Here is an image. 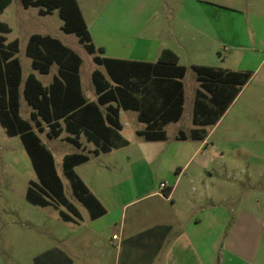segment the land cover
<instances>
[{"label":"crops","instance_id":"0c3cea01","mask_svg":"<svg viewBox=\"0 0 264 264\" xmlns=\"http://www.w3.org/2000/svg\"><path fill=\"white\" fill-rule=\"evenodd\" d=\"M76 2L89 32L91 42L96 48H101L100 52L95 51L93 54L121 59L126 62H154L160 51L167 48L177 55V64L183 65L185 70L183 76L179 79L182 89L181 113L177 120H171L162 125L165 136L163 139L148 140L138 133L139 130L145 129L148 121L156 118L158 113L166 107L165 98L163 96V85L153 76L139 75V77H131L126 89L129 107H119L118 110V120L121 124L119 134L126 139V144L117 148L113 147L106 152L98 151L97 154H94L93 150L96 148L95 144L87 140L85 134L80 132L78 135L80 146H75L78 151L70 153H83L79 152V150L83 151L85 149L86 145L84 141L92 142L94 146L89 148L87 153H85L88 155V159L75 165L73 167L74 171L77 166L89 161L91 155L98 156L100 153H108L114 149H120L129 145L130 135L126 133V128L129 127L130 124L129 121L122 120V115H127L128 113L126 112L128 111L131 112L129 115H131L137 123V126L133 127V131L137 137L145 141V145L166 144L168 139L167 127L169 125H179L178 123H180L186 111L188 112V125L185 130L177 126L176 132L173 134L175 143L183 141V145L179 146L177 143L173 147H164L156 151H139L134 155V158H136L135 162L142 165L136 167L132 166L133 168H130L129 176L148 174L150 168L145 167L148 166V160L158 159L161 155H163L162 159H164L165 163L167 162L169 169H175L176 174L172 179H169L170 181L160 180L157 185L153 184L151 186L148 183L147 186L145 185V179L135 180V190H132L134 194L133 197L130 195L129 187H125V189L122 188L124 190L122 197L117 189L115 194L113 192L111 193L113 195L107 193L113 190V187L115 188L126 182V178L121 181L117 180L114 186H103L101 188L98 187V189L96 187L95 189L84 177L75 171L88 190L104 208L105 212L97 217H91L89 215V210L71 191L76 202H79L80 205L85 208L86 213H81L78 206L67 198L79 211L80 217H74L66 208V211H60L68 213L73 218L64 220L61 218L59 210L58 214L64 223L76 224L78 222L77 219L81 220L83 218L82 225L86 226L85 231H87V236L91 238V242L89 243L86 241L84 245L82 243L77 246L74 242L68 241L69 246L67 247L68 251H66L64 246H61V242L58 239L59 242H57L55 246L47 249L45 253H38L32 256V263L237 264V262L240 261V264H264V185L262 188L257 189L258 191L254 195L250 192L248 193L244 202L245 207L243 208L242 214H236L234 207L235 195L232 193L230 195L229 189H222L224 196L222 198L220 197L218 185H216L217 187L212 186L214 181V170L207 165V163H209L208 160L214 158V153L216 156L218 155L217 152L213 151L214 142L210 138V126H213L216 121L214 123H207L209 122L210 113L201 115L200 121L197 123H193L192 119L194 99L197 92L200 93L207 107L213 109L218 107L214 102L219 103L221 97L224 98L225 94L227 96L228 91L227 87L222 86L221 88L220 84H209L197 80L193 65L240 71H249L247 69L250 68L246 65L249 58L242 61L244 62L243 66L232 68L227 65H222L217 56H215L214 51L222 42L218 36V32L215 30L217 10H213V5L201 2V0H190V2H188V0H183V2H179V0H117L116 20L120 28H118L116 33H113L107 28L109 24H105V20L101 21L98 26L105 28L100 30L102 39L97 43L91 33V28L79 1L76 0ZM10 3L11 0L0 11V15ZM202 3L205 4L203 10L198 6L200 4L203 5ZM35 8L36 13L39 14L38 7ZM164 9H167V11L162 17L163 19L156 20L152 25L148 26L138 24L137 17L140 15L141 10H154L151 11V16L156 17L158 15L156 10ZM124 10L129 11L125 13ZM52 11L39 15L44 16L50 14ZM124 14H128L129 18L127 21H123L122 19ZM163 20L169 22L168 27L162 24ZM0 22L7 28V31L0 32V35L4 37V43H8L14 39L17 40L16 37L12 40H7V34L11 32V27L7 21L1 18ZM31 34L54 37L47 33H29L26 44ZM120 38L130 39L131 42L121 43L119 41H114V39ZM234 46L243 48L240 44ZM72 50L74 51V49ZM74 52L80 58L77 74L82 95L86 101H96V93L91 80V73L93 70H98L105 79H109L105 68L103 65L93 62V54L86 51L90 54L91 60L95 64V67L90 72V84L88 85V87L92 86V94L87 96L84 93L80 76L82 59L76 51ZM16 53L14 56H16ZM19 64L21 68V80L19 85L20 106V94L22 95L23 82L28 73L23 77L20 61ZM53 64L56 65L55 63ZM53 64L50 65L49 71ZM133 67L132 65V68ZM49 71L41 74H48ZM257 72V67H255L251 71L249 79L254 77ZM32 73L37 78L35 73ZM56 74L57 65L56 72L51 75V79L47 84H43L38 78L37 79L42 85L48 86ZM131 74L137 73L132 72ZM186 75H188L189 79L188 84L186 83ZM220 88L223 89L221 95ZM113 104L115 103L113 102ZM98 108L104 113L105 104H98ZM31 110L32 108L29 111V119L26 120L32 123L33 130L36 131L38 136L43 133L48 139H52L46 134V126H44L43 131L36 130L33 121L30 119ZM59 123L62 130L57 137H59L60 140L66 141L65 137L72 134L64 129L63 119H59ZM63 130L65 134L61 136ZM191 163L195 164L192 165ZM169 177L170 176H166V178ZM252 177L253 174L248 173L249 191H254L255 188L253 186H256L258 182L261 183L263 179L261 173L254 174V177ZM225 178L228 179L229 176L225 175ZM137 181L143 182L144 184H138L136 183ZM160 182H165L163 188L159 187ZM222 186L227 188L225 184H222ZM63 193L65 194L64 187ZM106 195H109V198H107ZM230 198L231 201L229 200ZM226 199L228 200L226 201ZM55 204L56 203L52 202L40 207H47ZM95 209L98 208L96 207ZM115 212H119V217L112 218L109 216L110 213ZM237 219H239L240 227L239 224L237 226ZM238 227L240 230H237ZM109 230H115V233L112 232L110 235L111 240H109L104 233ZM239 232H241L240 235H242L244 242L242 243L243 252L235 248L236 235ZM72 235L76 238L75 234ZM112 235H116V238H112ZM6 236L7 241L10 242H7L8 246L12 247V239H14L12 233L8 232ZM17 237L23 239L25 236L21 233V236L18 235ZM111 246L115 248L110 249ZM84 248L87 250L89 249V252H86ZM206 249L208 251V256L205 262L204 252ZM112 251L114 256L109 258V260L107 259L105 262L103 260L104 253H111Z\"/></svg>","mask_w":264,"mask_h":264},{"label":"rangeland","instance_id":"374dc122","mask_svg":"<svg viewBox=\"0 0 264 264\" xmlns=\"http://www.w3.org/2000/svg\"><path fill=\"white\" fill-rule=\"evenodd\" d=\"M78 1L97 43L102 39L100 30L105 28L98 26L101 21L105 20V24H109L107 28L113 33H116L120 28L116 20L117 0ZM179 2H183V0H179ZM201 2L211 4L213 10H217L215 30L222 42L214 53L220 63L238 68L244 65L242 61L249 58L246 65L250 68L247 70L251 72L255 67L258 70L254 77L242 85H237L238 92L233 94L232 100L226 104L215 124L210 126L211 128L208 127L211 129L210 138L214 142L213 151L218 154L216 156L214 153V158L208 160L209 163H207L214 170L212 186L218 185L221 198L224 196L222 189H229L230 195L231 193L235 195L236 214L241 215L248 193L254 195L258 191L257 189L264 185V0H201ZM202 4L198 5L201 10L205 5ZM124 11L126 13L129 10ZM151 11L154 10H141L137 17L138 24L152 25L156 20L163 19L167 9L156 10L158 14L156 17L151 16ZM0 18L7 21L11 27V32L7 34V40H12L15 37L18 40L16 56L21 63L23 77L29 72H34L43 84H47L51 75L56 72L54 64L48 74H41L33 70L30 66V58L25 55L24 49L28 34L47 33L58 38L64 45L71 47L80 55L82 59L80 66L82 87L87 96L92 94V86L88 87V85L90 84V72L95 64L92 62L90 54L78 42L75 34L65 33L61 29L62 21L56 9L50 14L42 16L36 13L35 7L23 8L19 0H11V3L1 13ZM128 18V14H124L122 17L123 21H127ZM162 24L168 27L169 22L163 20ZM114 41L131 42L127 38L114 39ZM237 44L242 45L243 48L235 47L234 45ZM188 80V75H186L187 84ZM30 109L20 94V115L29 119ZM126 113L128 114L122 115V120L129 121L130 124L126 128V133L130 135L129 145L108 153H100L98 156L91 155L90 160L77 166L75 171L95 189L96 187L98 189L103 186H114L117 180L121 181L126 178V182L113 187V190L107 193L113 195L111 193L115 194L117 189L122 197L124 193L122 188L129 187L130 195L133 197L132 190H135V180L145 179V185L147 186L148 183L151 186L157 185L160 180L170 181L169 179L175 176V169H169L167 162L165 163L162 159L163 155L158 159L148 160V166H145L150 168L148 174L129 176V172L130 168H133L132 166L142 165L137 164L136 158H134V155L139 151H156L164 147H173L177 143L179 146L184 144L183 141L175 143L173 134L176 132L177 126L186 129L188 112H185L178 123L179 125L167 127L168 139L164 145H145V141L137 137L133 131V127H136L137 123L129 115L131 112ZM64 134L63 130L61 136ZM39 137L53 153L55 168L63 181L65 196L78 206L81 213L85 214V208L76 202L71 193L68 179L64 176L61 168L62 156L78 151V149L71 143L60 140L59 137L48 139L43 133L39 134ZM84 144L86 145L85 149L79 150V152L87 153V150L94 146L92 142L84 141ZM248 173L253 174V177L254 174L261 173L263 175L261 183L258 182L256 186H253L254 191L248 190ZM225 175H228L229 178H225ZM166 176L170 177L166 178ZM30 180L36 181V175L18 135H7L0 125V264H33L31 257L38 253H45L47 249L59 242L58 239L66 251H68V241L74 242L77 246L82 243L84 245L86 241L91 242V238L85 231L86 226L82 225L83 218L77 219L76 224L64 223L58 214V210L66 211L64 206L55 204L40 207L26 200L25 191ZM136 183L144 184L138 181ZM222 184H225L227 188H224ZM109 195H106L107 198ZM229 200L231 201V198ZM118 215L119 212L109 214L112 218L119 217ZM238 224L240 227L239 219H237V226ZM239 227L237 230H240ZM8 232L12 233L14 238L12 247L7 244L6 234ZM112 232L115 233V230L104 232L109 240H111ZM21 233L25 236L23 239L17 237L21 236ZM240 233L236 235L235 248L243 252L242 243L244 242ZM72 234H75L76 238ZM114 248V246L110 247V249ZM84 250L89 252V249L84 248ZM204 253L206 262L207 249ZM113 256V251L105 252L103 260L106 262ZM239 262L237 264H240Z\"/></svg>","mask_w":264,"mask_h":264},{"label":"trees","instance_id":"16d2710c","mask_svg":"<svg viewBox=\"0 0 264 264\" xmlns=\"http://www.w3.org/2000/svg\"><path fill=\"white\" fill-rule=\"evenodd\" d=\"M9 1L0 0V11ZM20 2L23 7H38L39 14H46L56 9L62 20L61 29L65 33H74L88 53L101 51V48H96L91 42L76 0H20ZM5 31H7L6 26L0 22V32ZM17 49L16 39L4 43V37L0 35V125L7 135L19 136L36 175V181L28 182L25 198L31 204L39 206L52 202L60 204L71 215L79 218V211L63 193L62 181L55 170L51 151L33 130L32 123L19 114L21 68L17 57L14 56ZM25 55L30 58L31 68L40 73H47L53 63L57 65V74L48 86L42 85L34 74L29 72L22 87L23 98L32 108L30 119L37 131H43L46 126V134L49 138H55L60 134L62 127L59 119H63L64 129L72 134L66 136L65 140L76 147L80 146L78 141L80 132L95 144L94 154L125 145L126 139L119 134L121 124L118 120V110L119 107H129L126 97L128 82L131 77H139V75L158 79L163 85L166 107L156 118L148 121L145 129L139 130L138 133L148 140L163 139L165 136L162 125L177 120L180 116L182 89L179 79L183 76L185 67L177 64V55L170 49H162L154 62H126L93 54V62L103 65L109 77L105 79L98 70L92 71L91 80L96 101H86L82 95L77 74L79 56L57 38L31 34L25 46ZM193 69L197 80L228 88L227 96L225 94L224 98L221 97L219 103L214 102L218 107L213 109L207 107L200 93L197 92L194 99L193 123L200 121L201 115L207 113H210L207 123H214L226 104L232 100L233 94L238 92L237 85L244 84L251 75L250 71L223 70L203 65H193ZM132 72L137 74H131ZM221 88L220 95L223 92ZM98 104H105L104 113L98 108ZM87 159L88 155L85 153L66 154L62 159L61 167L73 195L94 218L102 215L105 210L73 169L75 165ZM96 207L98 209H95ZM71 215L60 211V216L64 220L73 218Z\"/></svg>","mask_w":264,"mask_h":264},{"label":"built area","instance_id":"2783aa9c","mask_svg":"<svg viewBox=\"0 0 264 264\" xmlns=\"http://www.w3.org/2000/svg\"><path fill=\"white\" fill-rule=\"evenodd\" d=\"M163 186H164V182H160L159 183V187L160 188H163ZM112 238H116V235H112Z\"/></svg>","mask_w":264,"mask_h":264}]
</instances>
